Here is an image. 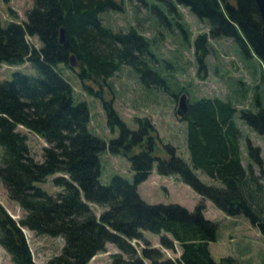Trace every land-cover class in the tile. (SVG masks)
Wrapping results in <instances>:
<instances>
[{
    "label": "trees",
    "instance_id": "16d2710c",
    "mask_svg": "<svg viewBox=\"0 0 264 264\" xmlns=\"http://www.w3.org/2000/svg\"><path fill=\"white\" fill-rule=\"evenodd\" d=\"M23 22H0V64H31L37 74L15 71L10 80L0 81V180L9 197L24 211L15 221L0 205V244L14 264H36L21 231L60 237L61 251L45 264H88L92 257L113 243L118 252L112 264H234L228 256L216 261L209 243L216 239L217 223L204 216L205 200L226 215H243L264 236V157L261 148L246 139V161L241 157V131L237 120L264 135V103L239 110L230 98L200 97L188 100L186 145L189 161L174 146L162 144L167 156L156 154V131L147 118H137L129 127L101 91H92L86 81L107 82L122 65L129 66L145 86L162 88L177 100L184 87L172 92L158 71L150 51L151 39L136 26L117 30L102 21L100 14L121 9L115 0H32ZM187 8L206 21L207 31L195 39L199 70L206 67L208 38H231L252 51L264 65L262 23L255 0H156ZM180 26V22H177ZM66 41L60 43V28ZM35 37L39 46L30 42ZM74 54L78 65L69 66ZM249 55V53H248ZM61 65V66H59ZM63 69L77 72L88 93L99 98L111 131L118 135L104 140L89 130L90 112L85 101L73 102V88ZM244 88V87H242ZM244 100L249 92L237 88ZM238 114V115H237ZM43 138V158L36 160L27 135ZM161 142V141H160ZM126 157L133 181L114 175L100 182V152ZM157 163L159 175H175L201 197L189 210L177 203H148L138 185ZM245 162V163H244ZM200 169L214 183L201 181ZM59 189L45 191L38 183L50 175ZM95 204L105 209L99 214ZM143 231L162 234L160 246L180 252L164 256L152 246ZM132 241H143L139 249Z\"/></svg>",
    "mask_w": 264,
    "mask_h": 264
},
{
    "label": "rangeland",
    "instance_id": "374dc122",
    "mask_svg": "<svg viewBox=\"0 0 264 264\" xmlns=\"http://www.w3.org/2000/svg\"><path fill=\"white\" fill-rule=\"evenodd\" d=\"M121 4L117 11H107L100 14L103 22L110 24L117 30H126L134 25L146 37L151 39L150 51L154 55L160 74L166 80L170 91L176 92L180 87L187 91L188 100L194 101L200 97L227 98L232 87L228 82L233 80L237 87L247 90L249 79L244 75V64L255 62L258 58L251 51L249 55L240 44L231 38H208V54L205 56L206 67L199 70L196 58L195 39L198 34L206 32V21L199 19L187 8L174 5L170 10L166 3L156 0H115ZM233 3L232 0H229ZM32 0H0V22L6 26L10 21L23 22L26 12L32 7ZM180 22V26L177 24ZM30 42L39 46L37 38L31 37ZM61 66V65H59ZM15 71L28 75H36L35 68L29 64L6 65L0 64V81L10 80ZM64 76L73 88V102L85 101L90 112L89 130L104 140L118 135V130L107 125L106 115L101 100L84 88L77 72L63 69ZM241 79L243 82H241ZM241 82V83H240ZM92 91H101L102 97L111 100L113 107L122 120L131 128H137L136 119L147 118L156 131V154L166 157L167 154L161 145L170 144L175 147L176 153L186 161L189 155L186 145V121L178 119L176 115V100L168 91L143 85L138 75L127 65H122L107 82L86 81ZM250 93V91L248 92ZM240 103H235L237 110L251 106L252 94ZM238 115V114H237ZM241 131V157L246 161V139L261 148L264 157V135H260L237 120ZM19 129L27 135L28 145L32 156L41 161L43 147L47 145L43 138L28 131L22 126ZM161 141V142H160ZM162 143V144H161ZM1 156V148H0ZM100 182L108 184L114 175H120L133 181V171L128 159L122 155H112L107 150L100 152ZM245 163V162H244ZM157 163L148 178L138 185V192L148 203H177L189 210L201 201L191 187L182 182L175 175H159L156 171ZM198 178L212 184L214 181L200 169H193ZM57 174L50 175L45 181L38 183L45 191L56 194L59 190L52 182ZM264 181V179H263ZM204 216L217 223L216 239L209 243L212 257L219 261L224 257L234 258V264H264V236L252 226L243 215L229 216L218 209L210 200H205ZM0 205L15 221L24 214L21 207L13 201L0 180ZM91 208L99 214L104 207L91 204ZM33 262L45 264L53 255L61 251L63 241L60 237L36 235L22 227L21 229ZM150 231H143L146 241L152 246L159 247L164 256L176 257L179 246L175 243L174 250L160 246V237ZM137 249L143 246V241H132ZM118 252L113 243H107L104 251L95 254L88 264H112V254ZM0 264H14L10 253L0 244Z\"/></svg>",
    "mask_w": 264,
    "mask_h": 264
},
{
    "label": "crops",
    "instance_id": "0c3cea01",
    "mask_svg": "<svg viewBox=\"0 0 264 264\" xmlns=\"http://www.w3.org/2000/svg\"><path fill=\"white\" fill-rule=\"evenodd\" d=\"M258 60H259L258 64L251 61V62H248V63L242 65L243 69H244V75L247 79H249V82H247V83H248V86L250 87L248 89V91H250V93H248V94H250V95L252 94V98H253V100L251 101V106H253L255 104V100H256L254 98L253 92H256L255 93L256 98L259 95L257 100H262L264 103V65L260 61V59H258ZM227 82H228L227 83L228 86L232 87L230 94L227 95V98H230L234 103L242 102L244 100V98H241V96L238 95L239 91H236V90H238L237 85L238 86H240V85L236 84L231 79H230V81H227ZM241 82H243L242 79H241ZM242 89L244 90V88H241V90Z\"/></svg>",
    "mask_w": 264,
    "mask_h": 264
},
{
    "label": "water",
    "instance_id": "95a60500",
    "mask_svg": "<svg viewBox=\"0 0 264 264\" xmlns=\"http://www.w3.org/2000/svg\"><path fill=\"white\" fill-rule=\"evenodd\" d=\"M257 9L259 12L260 20L262 23L261 34L264 39V0H255ZM59 41L64 43L66 41L65 29L60 28L59 31ZM78 65V61L74 54L69 56V66L75 68ZM176 115L178 117H183L188 111V97L186 93H181L176 100Z\"/></svg>",
    "mask_w": 264,
    "mask_h": 264
}]
</instances>
